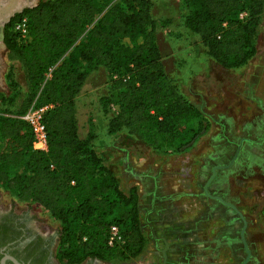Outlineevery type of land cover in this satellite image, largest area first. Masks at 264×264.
<instances>
[{"label":"trees","instance_id":"obj_1","mask_svg":"<svg viewBox=\"0 0 264 264\" xmlns=\"http://www.w3.org/2000/svg\"><path fill=\"white\" fill-rule=\"evenodd\" d=\"M183 1V27L218 64L237 69L256 54L264 0ZM23 16L28 40L13 29ZM157 25L149 0H39L4 26L9 91L0 95V185L59 222L55 258L61 264L123 261L146 242L137 187L120 184L97 152L95 135L79 136L75 101L91 72L104 67L110 76V92L97 100L109 135L124 131L156 148L167 133L178 150L196 137L199 127L184 123L198 109L166 77ZM14 65L26 90L17 109ZM31 104L51 105L43 114L46 150L33 149L20 117ZM112 226L117 236L111 239Z\"/></svg>","mask_w":264,"mask_h":264},{"label":"rangeland","instance_id":"obj_2","mask_svg":"<svg viewBox=\"0 0 264 264\" xmlns=\"http://www.w3.org/2000/svg\"><path fill=\"white\" fill-rule=\"evenodd\" d=\"M23 1L32 5L39 0H0V13ZM149 9L158 24L156 39L166 77L198 109L184 125L192 131L199 128L181 150L167 133L159 136L156 148L124 131L109 135L97 100L110 92V76L104 67L89 74L75 101L79 136L95 135L97 152L124 188L179 187L180 195L175 202L165 196L158 214L151 216V191L143 190L142 251L123 261L89 259L87 264H161L166 243L165 264H241L246 257L242 219L212 196L235 205L246 220L250 257L245 264H264V9L254 38L256 54L237 69L218 64L200 38L183 27L188 11L183 0H149ZM8 67L0 44V95L9 91ZM12 72L21 87L13 105L17 109L26 90L21 68L14 65ZM10 206L27 212L39 229L41 224L57 231L59 222L47 211L20 201L13 190L0 185V207ZM152 218L163 220V230L152 226Z\"/></svg>","mask_w":264,"mask_h":264},{"label":"flooded vegetation","instance_id":"obj_3","mask_svg":"<svg viewBox=\"0 0 264 264\" xmlns=\"http://www.w3.org/2000/svg\"><path fill=\"white\" fill-rule=\"evenodd\" d=\"M39 226L43 228L39 229L27 212L16 211L12 206L7 209L0 207V261L5 255H11L20 262L30 264H61L55 258L57 231L41 224ZM88 260L79 264H87ZM4 264L13 262L5 259Z\"/></svg>","mask_w":264,"mask_h":264},{"label":"built area","instance_id":"obj_4","mask_svg":"<svg viewBox=\"0 0 264 264\" xmlns=\"http://www.w3.org/2000/svg\"><path fill=\"white\" fill-rule=\"evenodd\" d=\"M246 12L242 11L239 14L240 18H244ZM13 29L18 33L20 39L28 40V29H27V19L25 16L20 17L15 21ZM51 105H40L36 106L31 104L28 109L21 115L30 130L32 136V147L37 150H46L47 149V131L43 122L44 111ZM111 239L117 236V229L115 226L111 227Z\"/></svg>","mask_w":264,"mask_h":264},{"label":"water","instance_id":"obj_5","mask_svg":"<svg viewBox=\"0 0 264 264\" xmlns=\"http://www.w3.org/2000/svg\"><path fill=\"white\" fill-rule=\"evenodd\" d=\"M34 5H36V3H34L33 5H30V4H26V2L23 1V2H19L18 4L10 6V7L6 8L5 10H3V12L0 13V30L3 29L5 23L8 22L10 20V18L15 13L21 12L25 7H32ZM2 39H3V32L1 31L0 32V44L5 48V45H4V42H2ZM212 197L215 198V199H218L222 203L232 207L239 214V216L242 219L243 225H242L241 230H240V240H241V242L243 244V248H244V250L246 252V257H245V259L243 260V262L241 264H245L247 262V260L249 259V257H250V250L248 249L247 242L245 240V235H244V231H245V227H246V220L244 219L242 213L236 208L235 205H233L232 203H228V202L224 201L219 196H212ZM166 248H167V243L165 245V248L161 252L162 253V257H163L162 264H164L165 261H166V252H165ZM5 259L11 260L13 262V264H30V263L20 262L15 257H13L11 255H5L1 259L0 264H4ZM152 264H154V263H152Z\"/></svg>","mask_w":264,"mask_h":264},{"label":"crops","instance_id":"obj_6","mask_svg":"<svg viewBox=\"0 0 264 264\" xmlns=\"http://www.w3.org/2000/svg\"><path fill=\"white\" fill-rule=\"evenodd\" d=\"M137 188H138V191L140 192L139 193V204L141 201V196L143 195V190L144 191H151V202H152L151 216H156V214H158V212H157L158 210H156V209L161 208L159 206V204L165 198V196H166V198L170 197L171 202H175L176 198L180 195V193L178 192L179 187H165L164 191L160 187H149L147 189H144L143 187H142V189H140V187H137ZM148 189H151V190H148ZM148 193H150V192H148ZM162 222H163V220L155 221V220H153V218L151 221L153 227L163 230V228L165 226H163L164 224Z\"/></svg>","mask_w":264,"mask_h":264},{"label":"bare ground","instance_id":"obj_7","mask_svg":"<svg viewBox=\"0 0 264 264\" xmlns=\"http://www.w3.org/2000/svg\"><path fill=\"white\" fill-rule=\"evenodd\" d=\"M10 3H11V2H10ZM18 3H19V2H18ZM18 3H14V4H18ZM12 4H13V3H12ZM14 4H13V5H14ZM1 8H2V6H1ZM4 10H5V9H4Z\"/></svg>","mask_w":264,"mask_h":264}]
</instances>
